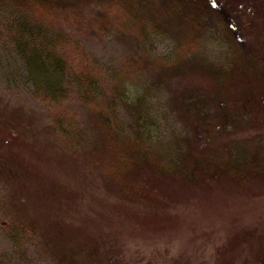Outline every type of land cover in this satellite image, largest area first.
<instances>
[{
    "label": "trees",
    "instance_id": "obj_1",
    "mask_svg": "<svg viewBox=\"0 0 264 264\" xmlns=\"http://www.w3.org/2000/svg\"><path fill=\"white\" fill-rule=\"evenodd\" d=\"M76 1L0 0V73L46 106L52 143L82 158L87 132L71 108L80 104L101 136L84 160L91 172L101 165L124 200L168 205L181 189L220 184L262 191L264 0H89L71 34L61 5L66 13ZM173 20L184 39L151 56L149 43ZM113 27L143 44L107 65L77 34L104 37ZM24 218L2 228L10 247L0 248V264L30 262L42 236ZM216 253L214 264H264V229L242 228Z\"/></svg>",
    "mask_w": 264,
    "mask_h": 264
},
{
    "label": "rangeland",
    "instance_id": "obj_2",
    "mask_svg": "<svg viewBox=\"0 0 264 264\" xmlns=\"http://www.w3.org/2000/svg\"><path fill=\"white\" fill-rule=\"evenodd\" d=\"M88 1H76L66 13L61 5L63 16L74 19L66 24L71 34L76 19L88 12ZM169 23L149 43L151 56L172 54L184 39L186 27ZM110 30L104 37L91 31L76 34L107 65L120 63L143 44L133 35ZM0 61L3 71L7 64ZM6 76L0 73V197L6 200L0 204L1 249L10 247L2 228L17 215L42 236L29 248L28 264H214L217 250L234 233L264 229V189L230 193L222 184L194 194L181 189L168 205L120 198L116 185L104 180L101 165H93L91 172L84 160L101 142L90 109L70 105L87 132L84 155L72 158L52 143L46 106L25 89H13ZM178 83L174 79L169 89H179Z\"/></svg>",
    "mask_w": 264,
    "mask_h": 264
}]
</instances>
